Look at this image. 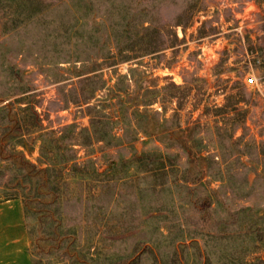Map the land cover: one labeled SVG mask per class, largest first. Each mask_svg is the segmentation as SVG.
<instances>
[{"label": "rangeland", "instance_id": "obj_1", "mask_svg": "<svg viewBox=\"0 0 264 264\" xmlns=\"http://www.w3.org/2000/svg\"><path fill=\"white\" fill-rule=\"evenodd\" d=\"M15 197L32 264H264V0H0Z\"/></svg>", "mask_w": 264, "mask_h": 264}, {"label": "crops", "instance_id": "obj_2", "mask_svg": "<svg viewBox=\"0 0 264 264\" xmlns=\"http://www.w3.org/2000/svg\"><path fill=\"white\" fill-rule=\"evenodd\" d=\"M0 264H32L25 208L19 198L0 203Z\"/></svg>", "mask_w": 264, "mask_h": 264}, {"label": "trees", "instance_id": "obj_3", "mask_svg": "<svg viewBox=\"0 0 264 264\" xmlns=\"http://www.w3.org/2000/svg\"><path fill=\"white\" fill-rule=\"evenodd\" d=\"M33 115H34V113H33ZM36 115V114H35ZM36 117V116H35ZM37 127V126H36ZM34 129V131H37V128H33ZM43 135V134H42ZM56 143V140L54 139V138H50V139H48V141H47V147H48V149L50 150V151H53L54 149H55V144ZM44 148H45V145H44ZM46 155H49V152H47L46 153ZM93 162H89V165H91ZM88 165V166H89ZM48 170H50V171H54V168H51V167H49V168H45V169H43L42 170V172H46V171H48ZM85 172V174L86 175H91L92 177L97 173V171L96 170H92V171H90L89 170V168L88 169H86V171H84ZM98 174V173H97ZM16 198V197H15Z\"/></svg>", "mask_w": 264, "mask_h": 264}, {"label": "built area", "instance_id": "obj_4", "mask_svg": "<svg viewBox=\"0 0 264 264\" xmlns=\"http://www.w3.org/2000/svg\"><path fill=\"white\" fill-rule=\"evenodd\" d=\"M253 81H254V78H250V79H249V82H253Z\"/></svg>", "mask_w": 264, "mask_h": 264}]
</instances>
